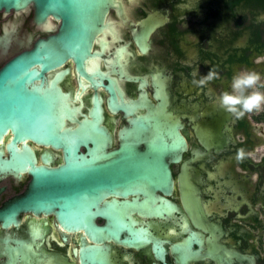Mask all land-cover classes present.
<instances>
[{
	"label": "flooded vegetation",
	"instance_id": "obj_1",
	"mask_svg": "<svg viewBox=\"0 0 264 264\" xmlns=\"http://www.w3.org/2000/svg\"><path fill=\"white\" fill-rule=\"evenodd\" d=\"M61 26L33 4L0 10V72ZM91 53L82 68L72 56L34 67L40 78L27 86L45 102V136L17 141L18 150L60 171L154 166L151 149L168 146L173 187L102 191L85 207L102 234L65 221L58 207L22 209L17 222H0V264H264V108L236 117L218 103L242 69L262 73L264 90V0H118ZM210 70L219 76L194 83ZM177 131L186 146L176 152ZM13 140L9 130L0 142L5 157ZM129 153L142 160L121 159ZM24 169L0 178V208L30 193L32 166ZM191 187L204 205L198 218L184 203Z\"/></svg>",
	"mask_w": 264,
	"mask_h": 264
},
{
	"label": "water",
	"instance_id": "obj_2",
	"mask_svg": "<svg viewBox=\"0 0 264 264\" xmlns=\"http://www.w3.org/2000/svg\"><path fill=\"white\" fill-rule=\"evenodd\" d=\"M117 2L118 0H0V10H20L33 4L39 19L43 20L52 15L62 20L61 30L57 36L47 41L40 40L33 51L18 56L0 72V142L9 130L13 131L14 145L17 141L28 139L43 141L44 128H46L45 102L42 101L38 89H30L27 86L28 82L40 78V72L34 67L62 64L68 56H72L78 60L82 68L83 62L92 54L95 36L103 27L110 9L115 7ZM160 111L163 112L164 109ZM84 126L98 125L84 124ZM157 126L173 127L165 122H160ZM175 127L178 125L175 124ZM173 137L176 138V152L180 149L182 151V148L186 146L185 138L179 132ZM159 138V144H168L169 137L161 133ZM156 142V139L152 141V143ZM8 148L12 153L9 158L5 157L4 150L0 148V178L10 174L18 175L25 170V163L32 166L31 173L34 178L30 193L21 201L14 204L7 203L5 207L0 208V222L5 227L18 221V215L22 209L49 210L58 207L61 211L60 217L65 221L73 224L75 219L79 220L80 224H88V227H85L87 233L102 234L104 228L97 226L93 221L95 214L85 208L91 200L96 201V197L102 191L120 187L129 189L137 184L149 185L154 190H162L164 187L169 190L173 187L172 171L168 164L162 162L166 156H171L169 154L171 147L168 146L151 149L156 160L154 166L146 165L145 162L141 164L129 162L121 166H109L110 168L96 165L82 170L74 168L60 171H50L36 166L30 149L20 152L16 145ZM137 156L141 159L138 153ZM138 158L129 153V155H123L121 159L137 160ZM105 169L116 176L107 179L105 175L108 173ZM119 176L127 178L118 181L116 179H119ZM153 176L159 178L155 180ZM195 193L194 187L188 188L187 198H183L190 209L191 216L198 218L204 212V205L201 197H197ZM91 197L95 199H90ZM166 205L169 208L174 207L168 201ZM74 209L76 214L72 211ZM112 233L117 235L116 232Z\"/></svg>",
	"mask_w": 264,
	"mask_h": 264
},
{
	"label": "clouds",
	"instance_id": "obj_3",
	"mask_svg": "<svg viewBox=\"0 0 264 264\" xmlns=\"http://www.w3.org/2000/svg\"><path fill=\"white\" fill-rule=\"evenodd\" d=\"M218 76V72L210 70L201 79L194 80V83L204 85ZM261 81L262 73L255 69H242L235 73L231 80V91L224 90L218 97L219 106L236 117H243L246 113L264 108V90L257 88Z\"/></svg>",
	"mask_w": 264,
	"mask_h": 264
}]
</instances>
